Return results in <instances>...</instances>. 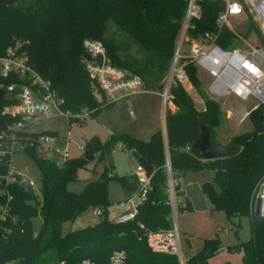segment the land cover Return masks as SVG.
<instances>
[{"label": "trees", "instance_id": "trees-1", "mask_svg": "<svg viewBox=\"0 0 264 264\" xmlns=\"http://www.w3.org/2000/svg\"><path fill=\"white\" fill-rule=\"evenodd\" d=\"M9 1V0H6ZM0 8V56L16 47L34 70L49 80L64 110L73 115L86 110L94 115L100 109V90L85 68L82 46L84 39L99 40L110 64L138 76L143 88L161 91L168 72L175 39L183 16L185 0H15ZM221 4L203 2L199 19L194 20L190 35L197 36L214 27ZM218 43L235 45L233 36L224 30ZM190 83L203 101L196 110L181 83L170 86L174 109H165L166 147L161 131L151 132L146 140L127 133L111 135L105 140L92 136L85 149L95 152L102 166L95 179L74 192L66 188L78 169L88 162L83 155L69 157L61 164L45 158L37 145L39 134L55 132L23 131L15 137L27 143V151L40 173L39 194L27 185H13L11 209L0 220V264H82L89 259L95 264H109L112 252L123 250L129 264H179L175 254L152 250L147 233L171 226V206L164 169L166 155L176 183V173L208 169L212 181H204L202 190L212 209L221 210L228 218L247 216L250 237L229 249L242 252V264H264V217L255 215L252 201L264 177V132L255 131L256 120L264 121V106L248 112L253 127L230 137L225 143L237 144L240 151L233 157L205 160L192 145L198 136L199 122L215 128L222 121L220 104L201 88L196 66L185 65ZM26 80L18 75L0 76V83L20 85ZM9 97L0 99V135L9 136L15 118L1 114ZM111 104V103H110ZM108 105V104H107ZM71 119V118H70ZM8 134V135H7ZM216 140V139H215ZM123 144L150 177V188L137 205L134 217L115 222L108 217L107 180L119 181L126 194L137 187L135 174L118 175L110 154ZM167 152V154H166ZM9 156L0 159V176L6 172ZM217 172L215 176L214 173ZM180 205L179 209L187 208ZM88 208H98L97 221L61 234V224ZM39 217L37 231L32 218ZM219 248L218 239H205L203 246L185 259L184 264H211L209 256Z\"/></svg>", "mask_w": 264, "mask_h": 264}, {"label": "built area", "instance_id": "built-area-1", "mask_svg": "<svg viewBox=\"0 0 264 264\" xmlns=\"http://www.w3.org/2000/svg\"><path fill=\"white\" fill-rule=\"evenodd\" d=\"M204 1L206 0H185L169 69L163 88L159 92L163 102L165 105L169 103L168 107L174 109L169 91L170 86L173 83L191 84L185 71V65L191 62L197 70L208 75L206 91L212 98L231 94L236 98L246 100L253 96L258 100L255 107L264 106V0H210L221 4L215 16L214 27L197 36H192L189 31L194 28V20L201 17ZM241 14L249 16L253 22L254 32L251 41L239 38V35L228 24L229 16ZM224 30L231 33L236 42L235 45L223 47L218 43ZM82 46L85 53L91 56L90 60L84 58L85 68L100 90L101 96L97 95L100 107L121 99L129 101L130 96L144 89L142 80L138 76L131 75L110 64L104 46L99 40L84 39ZM9 75H18L27 82L20 85L0 83V87L4 90L2 98L9 94L10 99V102L2 107L1 114L15 118L9 127L10 137L0 135V159L9 156L6 172L0 176V220H5L11 209L13 185H27L32 188L34 185L32 180L18 175L10 168L12 153L23 151L27 144L16 139V133L30 131L28 130L29 124L39 118L71 117V119L78 120L88 115L86 110L73 115L64 110L49 80L38 74L16 47H9L5 54L0 56V76ZM245 114L248 113L245 112ZM36 143L42 155L56 164H61L70 157L66 140L58 139L55 135L39 134ZM164 169L167 175L166 191L169 204L171 210H174L175 203L171 199L175 180L172 177L167 155ZM134 174L137 187L127 193L129 208L121 212L114 219L115 222L131 220L135 215L137 205L145 198L150 188V177L141 164H137ZM256 198L259 199V215L264 217V177L252 201L251 211L253 212ZM125 201L120 202L119 206H123ZM98 212V208L93 209V214ZM147 244L154 251L175 254L181 263L179 231L174 222H171L169 228L148 232ZM82 264L95 263L84 259ZM109 264L129 263L125 252L116 250L112 252Z\"/></svg>", "mask_w": 264, "mask_h": 264}, {"label": "rangeland", "instance_id": "rangeland-1", "mask_svg": "<svg viewBox=\"0 0 264 264\" xmlns=\"http://www.w3.org/2000/svg\"><path fill=\"white\" fill-rule=\"evenodd\" d=\"M228 24L239 35V38L244 41L252 40L254 25L249 16L244 14L229 16ZM197 75L202 90L211 97L206 91L208 75L201 70H197ZM182 85L192 99L194 108L201 110L203 101L196 88L189 83ZM6 97H9V94H6ZM215 100L219 102L222 111V121L214 131L217 141L225 144L234 134L250 130L253 127L245 112L248 113L255 108V104L258 102L256 98L250 96L246 100H242L229 94L215 98ZM168 106L169 103L165 105L160 95L143 89L130 96L129 101L121 99L100 107L93 116L86 115L78 120L70 119L71 117L39 118L29 124L28 130L55 132L58 139L66 140L70 157H77L86 150V140L95 135L101 140H105L111 135L127 133L132 137L146 140L151 132L156 130L162 132L164 129L163 110L165 113ZM122 146L123 144L118 142L110 154V160L114 166L113 171L118 175L134 174L138 162L130 150ZM165 148H167L166 144ZM101 166L100 162L96 163L95 158L88 161L84 167L78 169L75 179L66 182V188L74 192L81 191L89 180L97 177ZM10 168L18 175L32 180L33 191L35 194H39L40 173L27 151L12 153ZM212 179V172L208 169L176 173V183L174 182V193L171 199L174 201L175 207L174 210H171L170 218L179 231L181 262L184 263L186 257L196 253L203 246L205 239L217 238L219 248L209 256V263L242 264V252L229 248L250 237L248 218L244 215L228 218L223 211L212 209L201 188L204 181H212ZM106 187L109 200L108 217L115 219L121 212L129 208L127 194L122 184L115 179L109 178ZM123 201L125 204L119 206V203ZM186 204L187 208L179 209L180 205ZM97 217L93 214V208H88L73 219L64 220L61 224V234L92 224L97 221ZM39 224V217H33L34 232L37 231Z\"/></svg>", "mask_w": 264, "mask_h": 264}, {"label": "water", "instance_id": "water-1", "mask_svg": "<svg viewBox=\"0 0 264 264\" xmlns=\"http://www.w3.org/2000/svg\"><path fill=\"white\" fill-rule=\"evenodd\" d=\"M16 3L15 0H0V8H7ZM86 60H90L91 56L89 54H84ZM4 90L0 87V99L2 98ZM255 131L258 133L264 132V121L261 118L256 120ZM192 145L195 149L199 151L202 158L205 160H213L220 158H230L235 156L240 151V146L237 144H222L215 140L210 132V127L203 122H199L198 126V136L193 140ZM83 157L88 161L95 158V152L92 149H86L83 152ZM214 175H217L215 171ZM254 214L259 215V199L254 200Z\"/></svg>", "mask_w": 264, "mask_h": 264}, {"label": "crops", "instance_id": "crops-1", "mask_svg": "<svg viewBox=\"0 0 264 264\" xmlns=\"http://www.w3.org/2000/svg\"><path fill=\"white\" fill-rule=\"evenodd\" d=\"M154 93H156V94H158V95H160L159 94V92H155V91H153ZM163 126H164V129H163V131L161 132L162 133V136H163V139H164V144H166L167 145V143H166V133H165V114H164V110H163ZM125 211V210H124ZM114 220V219H113ZM187 258V257H186ZM185 258V259H186ZM180 264H183V262H181Z\"/></svg>", "mask_w": 264, "mask_h": 264}]
</instances>
